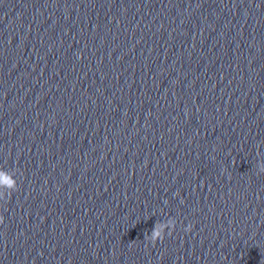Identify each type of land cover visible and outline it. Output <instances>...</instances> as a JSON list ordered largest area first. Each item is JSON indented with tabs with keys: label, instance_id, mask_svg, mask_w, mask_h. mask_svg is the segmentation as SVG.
I'll use <instances>...</instances> for the list:
<instances>
[{
	"label": "clouds",
	"instance_id": "9594fccd",
	"mask_svg": "<svg viewBox=\"0 0 264 264\" xmlns=\"http://www.w3.org/2000/svg\"><path fill=\"white\" fill-rule=\"evenodd\" d=\"M259 172L264 173V166H259ZM0 185L6 186L9 191L6 193H0V200H6L10 198L12 193L17 191L18 185L17 182L11 179L5 172L0 171ZM3 217L0 216V224H2ZM176 220L170 218L167 222L157 221L150 235H146L145 239L150 241L152 244H155L157 241H162L165 238V229H168V235H171L175 230ZM192 225H188L185 229L186 231L191 230Z\"/></svg>",
	"mask_w": 264,
	"mask_h": 264
}]
</instances>
